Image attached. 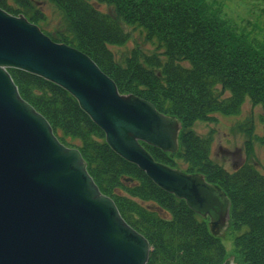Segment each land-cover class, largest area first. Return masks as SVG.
Masks as SVG:
<instances>
[{"label": "trees", "instance_id": "obj_1", "mask_svg": "<svg viewBox=\"0 0 264 264\" xmlns=\"http://www.w3.org/2000/svg\"><path fill=\"white\" fill-rule=\"evenodd\" d=\"M45 4L63 17V31L38 26L46 22L40 7ZM210 7L202 0H0L9 15L19 16L22 9L20 15L51 41L88 56L121 95H134L176 118L181 132L175 156L144 148L156 162L202 175L223 191L231 204L227 233H233L234 263L264 264V176L248 162L231 172L215 164L210 137L191 129L214 121V114L239 116L246 101L261 108L264 126V47L232 32ZM262 16L264 26V11ZM124 27L141 34L153 53L136 46L118 63L111 48L129 41ZM8 72L21 98L62 145L80 152L99 191L148 241L147 264H223L229 258L222 241L183 201L109 149L102 131L69 94L36 76ZM255 138L264 147V136Z\"/></svg>", "mask_w": 264, "mask_h": 264}, {"label": "water", "instance_id": "obj_2", "mask_svg": "<svg viewBox=\"0 0 264 264\" xmlns=\"http://www.w3.org/2000/svg\"><path fill=\"white\" fill-rule=\"evenodd\" d=\"M8 70L64 90L115 155L208 220L213 237L225 234L231 204L223 191L202 175L156 162L142 146L174 156L180 122L121 95L88 56L0 9V264H147L150 253L148 241L99 191L80 152L62 145L21 98Z\"/></svg>", "mask_w": 264, "mask_h": 264}, {"label": "rangeland", "instance_id": "obj_3", "mask_svg": "<svg viewBox=\"0 0 264 264\" xmlns=\"http://www.w3.org/2000/svg\"><path fill=\"white\" fill-rule=\"evenodd\" d=\"M202 1L207 7L209 5L214 8L213 11L225 21L232 32L264 47L263 0ZM12 3L10 2V4ZM31 6L33 10L39 9V6L34 2L31 3ZM40 7L46 16V22L40 21L38 26L52 33L63 31L65 23L59 11L48 4ZM21 12H23L22 9L16 15L22 14ZM124 31L130 35L127 44L123 47L111 48L118 63H121L136 46L153 53V48L144 42V38L136 30L124 27ZM261 115V108L253 107L249 101H246L239 116L228 117L214 114V121L193 124L191 129L200 137H210L212 141L211 159L215 164L231 172L248 162L253 164L259 173L264 176V147L255 140V137L264 136V126L260 122ZM221 241L225 247L226 257H233L235 255L233 233L229 231L221 238Z\"/></svg>", "mask_w": 264, "mask_h": 264}]
</instances>
